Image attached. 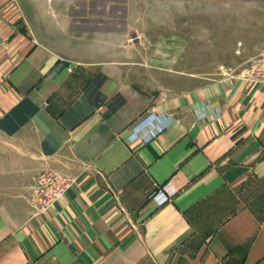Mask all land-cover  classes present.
<instances>
[{
	"label": "crops",
	"instance_id": "0c3cea01",
	"mask_svg": "<svg viewBox=\"0 0 264 264\" xmlns=\"http://www.w3.org/2000/svg\"><path fill=\"white\" fill-rule=\"evenodd\" d=\"M243 2L0 0V264H264V81L183 60Z\"/></svg>",
	"mask_w": 264,
	"mask_h": 264
},
{
	"label": "rangeland",
	"instance_id": "374dc122",
	"mask_svg": "<svg viewBox=\"0 0 264 264\" xmlns=\"http://www.w3.org/2000/svg\"><path fill=\"white\" fill-rule=\"evenodd\" d=\"M243 1L237 3L242 6L239 8L212 9L208 14L209 24L197 22L194 32L189 34L190 50L196 55H186L185 64L216 77L227 72L244 73L245 76L252 59L264 51V7H257L264 6V0L259 3L257 0ZM131 38L140 37L135 34L129 38L133 41Z\"/></svg>",
	"mask_w": 264,
	"mask_h": 264
},
{
	"label": "built area",
	"instance_id": "2783aa9c",
	"mask_svg": "<svg viewBox=\"0 0 264 264\" xmlns=\"http://www.w3.org/2000/svg\"><path fill=\"white\" fill-rule=\"evenodd\" d=\"M245 76L253 80L264 81V51L252 59L250 67L245 71ZM157 118V114L152 112L148 116L138 120L133 125V138L140 136V133L150 126ZM74 182L75 178L73 176L56 168H49L39 172L34 180L39 212H45L53 202L60 200ZM179 189L180 188L174 180L171 179L165 184L157 186L150 197L155 200L157 204L162 205L172 200L179 192Z\"/></svg>",
	"mask_w": 264,
	"mask_h": 264
}]
</instances>
